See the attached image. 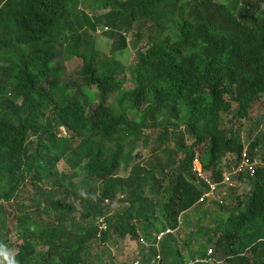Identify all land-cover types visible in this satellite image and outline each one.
<instances>
[{
	"label": "trees",
	"instance_id": "1",
	"mask_svg": "<svg viewBox=\"0 0 264 264\" xmlns=\"http://www.w3.org/2000/svg\"><path fill=\"white\" fill-rule=\"evenodd\" d=\"M81 3L0 0V252L14 251L9 264H102V246L137 239L138 221L152 224L146 192L161 196L176 228L205 193L193 171L197 154L220 182L229 154L247 148L252 156L264 143L247 147L224 127L234 103L246 118L263 100L264 0H90L85 8L102 10L96 21L117 39L112 53L98 47L95 24L81 21ZM137 24L150 26L147 45L125 65L117 52ZM73 58L82 62L70 71L63 61ZM172 127L192 142L176 135L180 166L167 183L164 168L137 165V150L153 130ZM80 174L96 184L78 190ZM254 180L236 213L216 225L221 264H264V166ZM120 194L132 198L125 213L83 232L68 227L77 213L93 221ZM9 217L15 239L1 235ZM172 248L162 246L163 259L179 254ZM158 255L155 246L143 249L139 264Z\"/></svg>",
	"mask_w": 264,
	"mask_h": 264
},
{
	"label": "rangeland",
	"instance_id": "2",
	"mask_svg": "<svg viewBox=\"0 0 264 264\" xmlns=\"http://www.w3.org/2000/svg\"><path fill=\"white\" fill-rule=\"evenodd\" d=\"M82 1V13H87V16H81V21H86L85 26L90 27L91 24H95V28L91 32L97 40L98 47L107 53H112L113 48L117 45V39H112L106 32V25L103 22L96 21L97 17L103 14L102 10L95 12L87 10L85 3L90 0ZM150 26H143L139 28V24L135 25L133 29L126 33L127 47L120 49L117 52L118 58L125 64L129 65L136 57V50L139 47L144 48L147 45V35ZM68 70L73 71L79 67L81 60L79 58H73L69 61H63ZM126 87H130L127 84ZM262 102L252 108L250 114L246 118L238 117V104L234 103L232 112L226 117L227 124L225 129L234 130L240 136L245 146H249L251 143L257 142V140L264 139V95ZM237 116V117H236ZM168 126V125H167ZM165 128V127H164ZM164 128L153 130L151 133V140L149 146L145 148L140 143L138 153L141 156L138 164L141 168L149 169L152 167L159 168L160 171L164 168V172H167L164 182L168 183V176L173 172L178 171L180 166L179 157L181 154L175 152L173 147V140L178 136L185 140L186 144H191L192 140L188 134L185 133L182 128L180 134L174 127L165 131ZM174 131L176 134L174 135ZM62 134L68 135L70 132L67 129H62ZM177 135V137H176ZM176 137V138H175ZM172 143V145L170 144ZM254 155V156H253ZM253 157L257 159V166H264V143L253 153ZM226 166L223 171H232L231 164L224 162ZM59 169L64 172H71V170L64 165L60 164ZM160 171L158 172L160 175ZM129 168L124 167L123 174L128 175ZM249 174V177L247 176ZM235 183V187H231L227 184L220 186L217 193L211 198H204L194 208L188 211L185 215L178 216L177 227L171 236H159L161 231L172 227L171 220L163 210L161 196L158 193L146 192L149 195H144L145 205L151 213V223L136 222L139 227V237L133 239L127 236L125 239H119L114 244L104 245L101 247L99 255L101 257L102 264H139L141 262L140 254L141 250L155 246L158 249V254L161 255L160 259H155L152 264H176L181 263H195L196 260H200V264H221V254L217 247L220 234L216 230V225L220 220H227L231 214L236 213L238 200L242 196L248 195L252 191L253 183L255 182V173L252 174L250 170L246 171L243 176H232ZM74 184L78 186V190H87L91 183L86 181L83 174H80L74 179ZM101 187V183L97 184ZM48 188V187H45ZM58 192L62 196L63 191ZM101 191V188L99 189ZM76 200V205L79 209L82 208V199ZM132 198L126 195L120 194L113 202L110 199H105V203L111 204V209L106 210L104 214H93L94 222L91 219L81 218L80 213H77L72 218H69L67 225L74 232H83L85 227L90 223L101 224L104 220V216H114L117 214H123L130 205ZM72 203V198L69 200ZM8 206V205H7ZM10 208V206H8ZM7 220V224L3 227L1 235L4 239L16 238V232L14 231V222L11 217ZM174 227V226H173ZM172 227V228H173ZM210 241V242H209ZM171 244L173 252L180 250L179 254H176L174 258L169 259L168 256L163 259L164 254L162 252V246ZM211 250V251H210ZM14 251L8 253L0 252V264H9ZM205 255V256H204ZM201 258H206L202 260ZM261 259L264 260V244L261 247Z\"/></svg>",
	"mask_w": 264,
	"mask_h": 264
},
{
	"label": "built area",
	"instance_id": "3",
	"mask_svg": "<svg viewBox=\"0 0 264 264\" xmlns=\"http://www.w3.org/2000/svg\"><path fill=\"white\" fill-rule=\"evenodd\" d=\"M227 158L228 159L225 162L231 164L233 170L223 171L222 180L220 182H217L214 180V178L207 176L205 174L200 155L199 154L196 155L193 163L194 164L193 171L198 175L199 179L203 181L205 185V193L203 199L211 198V196H214L215 193L218 192L220 186L223 184H227L231 187H235V183L233 181L232 176L237 175L241 177L248 170H250L252 174L255 173V167L257 166V159L251 156L247 148L243 151L241 155L229 154ZM174 231H176V228H172V227L167 228L164 231H161L158 234V237L166 236V234L171 235ZM157 258L160 259L161 255H158ZM197 262H200V260L195 261V263ZM195 263H185V264H195Z\"/></svg>",
	"mask_w": 264,
	"mask_h": 264
},
{
	"label": "clouds",
	"instance_id": "4",
	"mask_svg": "<svg viewBox=\"0 0 264 264\" xmlns=\"http://www.w3.org/2000/svg\"><path fill=\"white\" fill-rule=\"evenodd\" d=\"M11 264H15V261H12Z\"/></svg>",
	"mask_w": 264,
	"mask_h": 264
}]
</instances>
